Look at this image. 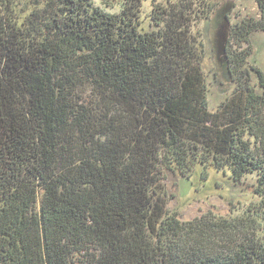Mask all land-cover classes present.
<instances>
[{"label": "trees", "instance_id": "obj_1", "mask_svg": "<svg viewBox=\"0 0 264 264\" xmlns=\"http://www.w3.org/2000/svg\"><path fill=\"white\" fill-rule=\"evenodd\" d=\"M144 1L0 0V264H264V0L230 26L215 111L197 25L217 3L151 0L147 26ZM199 166L259 202L181 219L165 172Z\"/></svg>", "mask_w": 264, "mask_h": 264}, {"label": "rangeland", "instance_id": "obj_2", "mask_svg": "<svg viewBox=\"0 0 264 264\" xmlns=\"http://www.w3.org/2000/svg\"><path fill=\"white\" fill-rule=\"evenodd\" d=\"M124 0H95L96 4L109 12H118ZM174 1V0H173ZM217 3L215 14L198 23L197 28L205 43L204 69L209 83L210 108L215 111L229 96L234 83L231 81L223 60V49L231 24L260 14L258 0H212ZM151 0L143 2V17L148 26ZM230 16V23L226 15ZM252 56L250 61L264 69V31H254L251 35ZM165 184L169 193L168 208L179 212L180 218L190 220L205 213L217 216H238L249 206L256 205L259 198L255 194V181L246 176L236 182L229 173L198 167L189 177L166 170Z\"/></svg>", "mask_w": 264, "mask_h": 264}]
</instances>
